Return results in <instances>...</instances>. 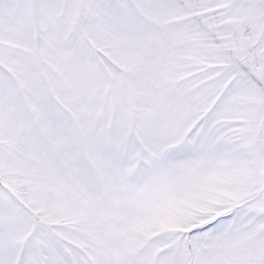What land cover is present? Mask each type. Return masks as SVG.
<instances>
[{
    "label": "snow or ice",
    "instance_id": "snow-or-ice-1",
    "mask_svg": "<svg viewBox=\"0 0 264 264\" xmlns=\"http://www.w3.org/2000/svg\"><path fill=\"white\" fill-rule=\"evenodd\" d=\"M0 264H264V0H0Z\"/></svg>",
    "mask_w": 264,
    "mask_h": 264
}]
</instances>
